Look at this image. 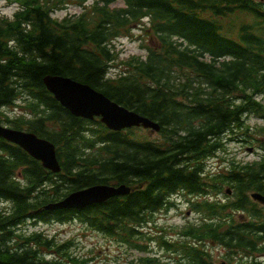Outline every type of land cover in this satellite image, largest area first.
<instances>
[{
    "label": "trees",
    "instance_id": "1",
    "mask_svg": "<svg viewBox=\"0 0 264 264\" xmlns=\"http://www.w3.org/2000/svg\"><path fill=\"white\" fill-rule=\"evenodd\" d=\"M64 1L27 0L15 18L0 22V115L53 141L62 166L59 172L48 170L0 137V201L11 202L9 209H0V264H87L75 256L46 257L45 247L52 251L65 245L41 233L18 231L30 218H78L142 247L141 227L171 204L173 193L206 191L202 159L221 146L222 134L234 125L250 131L244 121L249 112L264 119V104L256 98L264 92V3L123 0L112 7L115 0H107L79 17H52L51 8ZM230 15L239 23L236 30L222 23ZM143 16L160 39L159 50L129 57L125 72L106 76L109 62L117 58L113 38L128 34ZM47 74L87 83L157 120L163 141L72 114L47 89ZM13 105L23 111L10 118L3 108ZM258 131L264 137V125ZM212 180L217 190L231 185L235 197L202 204L210 220L185 231L195 243L183 242L181 257L172 264H217L203 246L206 241L239 253L245 259L239 264H264V205L249 194L264 193V154ZM105 183L132 189L82 209L45 208L73 190ZM158 263L147 257L132 264Z\"/></svg>",
    "mask_w": 264,
    "mask_h": 264
},
{
    "label": "rangeland",
    "instance_id": "2",
    "mask_svg": "<svg viewBox=\"0 0 264 264\" xmlns=\"http://www.w3.org/2000/svg\"><path fill=\"white\" fill-rule=\"evenodd\" d=\"M91 1L93 0H88V2ZM79 2L81 0H74V2L58 10L56 14L62 17L68 13L80 12L82 8L76 4ZM120 2L121 0H119ZM17 8V2L0 0V17L5 15L12 16ZM156 43V38L147 29L146 22H143L142 26L136 28L129 37H119L114 40L119 59L131 57L132 55L145 56L148 52V47ZM123 68L124 65L117 62L116 65L111 67V73ZM260 98L264 101V94ZM3 110L11 117L17 113V109L12 108V106L3 108ZM1 116L4 117L3 115ZM246 120L252 126H256V124L261 122L260 118L252 115L247 117ZM136 132L137 134L152 139L161 138L159 132L151 129L141 127L136 129ZM244 133L241 130L240 134L238 132H227L222 136V147L216 154L204 160L207 173H226L228 168L233 165V159L247 162L260 157L261 149L256 147V144H254L255 140L254 142L251 141V138H247ZM251 146L253 148L249 150ZM225 187L226 185L223 186L222 192L219 194H217L214 187L211 188V193H209L211 194L210 198L212 200L216 198H223L225 200L227 194L224 191ZM207 195H194L184 192H178L172 195V204L156 211L151 221L144 225L143 229L146 233L143 243L147 246L146 248H149L150 251L157 254L164 263L175 259L178 256V252L175 249H181V246L177 243L183 240L191 241V237L187 239V236L183 234L184 228L189 223L198 222L202 216H205L204 213L196 211L192 203L194 200L204 199ZM2 204L0 201V206ZM20 230H42L44 233H47V236L54 235L60 241L72 239L73 244L70 245V251L76 255L87 257L90 264H128L130 260L143 253L139 249L130 248L128 245L116 241L113 237L93 229L79 219H72L65 222L37 221L33 223L28 221L21 226ZM162 235L166 241L174 244L162 242ZM205 246L212 252L217 264H239L242 260H245L239 253L228 254L226 248L214 242L207 241L205 242ZM260 258L264 262V256H260Z\"/></svg>",
    "mask_w": 264,
    "mask_h": 264
},
{
    "label": "water",
    "instance_id": "3",
    "mask_svg": "<svg viewBox=\"0 0 264 264\" xmlns=\"http://www.w3.org/2000/svg\"><path fill=\"white\" fill-rule=\"evenodd\" d=\"M43 80L47 87L54 92L56 98L75 115L88 118L101 115V120L116 130L139 124L155 129L160 128L157 122L111 100L107 95L87 83L59 74H47ZM0 135L20 144L30 154L41 159L44 166L54 171L60 170L55 145L50 140L39 137L33 132L5 127L1 124ZM129 191L130 186L126 184H94L71 192L64 199L50 204L49 207L81 208L101 202L113 195L126 194ZM253 196L264 201V196L260 193H253Z\"/></svg>",
    "mask_w": 264,
    "mask_h": 264
},
{
    "label": "bare ground",
    "instance_id": "4",
    "mask_svg": "<svg viewBox=\"0 0 264 264\" xmlns=\"http://www.w3.org/2000/svg\"><path fill=\"white\" fill-rule=\"evenodd\" d=\"M131 4V3H130ZM134 9V8H133ZM140 12V11H139ZM129 22V21H128ZM227 34V33H226ZM254 60V59H253ZM43 83V82H42ZM264 83V82H263ZM255 91V90H254ZM254 93V92H253ZM200 180V179H199ZM25 202V201H24ZM14 207V206H13ZM163 229V228H162Z\"/></svg>",
    "mask_w": 264,
    "mask_h": 264
}]
</instances>
